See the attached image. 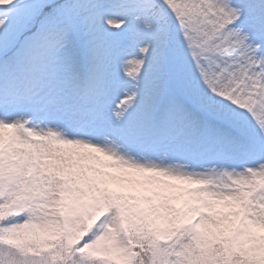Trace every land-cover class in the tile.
I'll use <instances>...</instances> for the list:
<instances>
[{
	"label": "snow or ice",
	"instance_id": "1",
	"mask_svg": "<svg viewBox=\"0 0 264 264\" xmlns=\"http://www.w3.org/2000/svg\"><path fill=\"white\" fill-rule=\"evenodd\" d=\"M0 264H264V0H0Z\"/></svg>",
	"mask_w": 264,
	"mask_h": 264
}]
</instances>
